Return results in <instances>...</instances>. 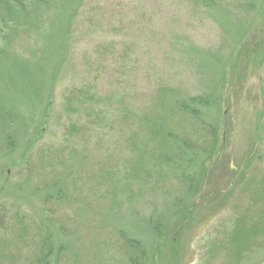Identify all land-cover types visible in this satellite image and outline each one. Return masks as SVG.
I'll use <instances>...</instances> for the list:
<instances>
[{"label": "trees", "instance_id": "16d2710c", "mask_svg": "<svg viewBox=\"0 0 264 264\" xmlns=\"http://www.w3.org/2000/svg\"><path fill=\"white\" fill-rule=\"evenodd\" d=\"M59 1L0 0V49L12 47L10 33L44 24ZM138 1L142 9L137 8ZM145 1L88 2L86 29L113 38L93 46L84 59L92 78L69 90L63 99L68 121L63 134L80 143V148L47 143L36 162H26L22 170L35 169L46 191L41 194L43 206L28 212L0 205V264H161L158 260L167 243V223L179 219L181 224L169 246L174 258L184 257L186 250L178 244L181 231L192 226L194 231L200 224L204 231L197 244H204L203 249L207 242L212 245L202 259L204 264H241L248 254L264 248V168L252 167L250 157L244 169L236 160H229L224 166L230 175L228 185L206 190L226 150L217 124L204 116L203 108L210 104L211 96H189L181 87L163 82L155 84L144 104L135 105V98L123 92L128 83L123 77L135 70L139 45L115 39L140 30L150 33L144 27L152 28L154 19ZM195 1L198 5L204 0ZM245 1L206 0V5L219 4L235 11L255 7L253 0ZM259 2L264 13V0ZM263 59L264 47L258 58L254 55L255 62ZM236 74L234 70L233 78ZM13 141L8 134L7 145L13 146ZM144 193L154 202H170V212L159 211L146 220L152 230L146 241L106 224L101 230L106 237L105 258L103 241L92 242L89 249L87 242L77 243L78 234L76 242H70L58 238L53 228L56 225L58 231L68 234L74 229L72 223L90 227V216L95 220L94 214L103 210L112 212L140 202ZM109 196L111 202H107ZM100 198L103 202L97 203ZM226 210H231L230 219L223 218Z\"/></svg>", "mask_w": 264, "mask_h": 264}, {"label": "rangeland", "instance_id": "374dc122", "mask_svg": "<svg viewBox=\"0 0 264 264\" xmlns=\"http://www.w3.org/2000/svg\"><path fill=\"white\" fill-rule=\"evenodd\" d=\"M89 1L92 0H81V3L60 0L44 24L37 29L10 33L12 47L7 51L0 49V205L38 211L43 206L41 194L46 191L35 169H32L35 172H26L22 168L26 162L37 161L39 152L47 148L44 144L80 148V143L63 134L68 122L63 99L69 90L92 78L86 72L84 59L93 46L113 38L86 29L84 18ZM223 1L237 3V0ZM240 1L246 4L245 0ZM253 1L252 10L235 11L219 4L206 5V0L198 5L195 0H147L144 4L149 5L154 20L152 28L144 27V30L150 33L140 30L115 39L139 45L135 70L123 77L128 82L123 92L135 98V105L144 104L155 84L163 82L181 87L189 96H211L210 104L203 108L204 116L210 123L217 124L219 134L225 138L226 150L221 155L220 165L209 177L207 191L228 185L230 175L224 171V166L229 160H236L239 168L244 169L246 158L250 157L252 167L264 168V59L260 63L254 60V55L258 58L264 47V13L259 7L261 2ZM136 5L142 9L141 2ZM149 11L147 13L152 14ZM136 14L144 17L139 12ZM223 62L225 72L221 68ZM8 134L14 139L11 147L6 142ZM109 191L113 193L110 188ZM237 196L233 200H237ZM144 198L122 209L94 214L95 220L90 216V227L72 223L74 229L68 234L58 231L56 225L53 228L58 238L70 242H76L78 234L81 237L77 243L87 242L89 249L92 242L103 241L105 258L106 237H102L101 230L106 224L112 230L122 229L146 241L152 237L146 220L159 211L170 212V202ZM101 199L96 202H103ZM107 202H111L110 196ZM230 213L231 210H226L221 214L230 219ZM180 224V219L168 221L167 243L158 262L176 264L179 260L181 264H204L202 259L212 248L208 242L205 249L204 244H197L204 224L194 231L191 230L194 226L185 228L178 235L179 246L186 247L184 257L174 258L170 253L172 236ZM154 252L157 251L154 249ZM254 263L264 264V248L248 254L241 264Z\"/></svg>", "mask_w": 264, "mask_h": 264}]
</instances>
